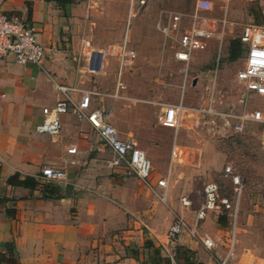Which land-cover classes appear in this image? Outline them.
<instances>
[{
  "label": "crops",
  "instance_id": "1",
  "mask_svg": "<svg viewBox=\"0 0 264 264\" xmlns=\"http://www.w3.org/2000/svg\"><path fill=\"white\" fill-rule=\"evenodd\" d=\"M130 1L74 0L65 15L52 0H0L1 13L36 26L37 38L47 51L42 67L18 64L12 56L0 58V264H211L228 249L231 233H221L219 228H198L201 237L216 242L214 249H206L186 232L167 243L166 232L174 216L192 224L199 204L189 199L190 206L184 207L174 198L170 184L163 203L125 169H110L108 151L94 149L100 142L85 120L64 114L57 141L34 133L42 108L60 98L57 83L90 88L94 80L108 81L80 69L81 42L93 35L106 43L122 39ZM121 106L114 103L109 116L120 137L134 138L143 150L150 139L169 143L166 135L171 129L157 121L154 125L140 116L134 124L121 123L119 115L131 118ZM179 133L183 137L178 132L176 143ZM70 146L76 147L75 154L66 151ZM182 147L185 156L172 163L171 176L177 164L193 153L191 147L189 151ZM152 149L156 155L151 152L150 157L155 158L159 150ZM168 162L169 156L167 167ZM46 165L64 168L66 182L44 183L38 175ZM15 174L20 180L35 177L36 183L8 184L7 179ZM164 174L154 169L150 183L155 185ZM260 200L254 206L264 210V198ZM247 201L255 202L246 194L238 206L244 208ZM216 221L221 224L219 218ZM208 222L207 216L201 224ZM234 250L235 241L232 264L239 258Z\"/></svg>",
  "mask_w": 264,
  "mask_h": 264
},
{
  "label": "built area",
  "instance_id": "2",
  "mask_svg": "<svg viewBox=\"0 0 264 264\" xmlns=\"http://www.w3.org/2000/svg\"><path fill=\"white\" fill-rule=\"evenodd\" d=\"M139 3L144 4L145 0H140ZM227 3L219 16L212 13L214 8L212 0H195L191 11L187 13L162 10L158 14L156 29L162 35L164 44H169L173 49L174 59L184 64L181 87L183 92L187 85L193 86L194 78L188 73L193 51L205 50L209 42L215 41L217 62L220 59L223 45L234 24L228 19ZM129 7L128 15L132 17L133 0L130 1ZM129 28L127 24L125 32H128ZM127 36L126 33L121 42L111 43L105 47L89 38L82 39L80 69L95 78L103 73L106 57L115 56L117 71L114 86L108 91L98 84L90 88H81L75 84L57 83L56 90L60 98L52 106L42 108V120L34 127L35 134L46 135L52 141H57L61 135L62 116L67 113L74 114L78 120L88 122L93 137L99 139L100 143L93 145L94 149L108 151L107 166L110 169H125L149 186L163 203L167 201L171 165L174 161H181L186 153L182 145L176 143V136L182 128L189 134L198 130L215 134L230 129L234 132H243L249 124H257L262 130L261 145L264 148V107L256 106L250 111L237 112L230 106L218 108L216 106L217 90L213 79L206 87L207 102L203 106H187L183 103V98L177 103H158L156 121L172 129L174 138L170 147L167 170L156 180L155 185H152L150 183V174L153 169L151 160L134 138L120 137L118 129L109 120L112 110L106 108L105 104L106 100L130 99L126 95L127 86L123 80V74L126 68L136 60L137 52L128 44ZM236 38L243 47L244 55V67L237 72L236 78L244 91L264 97V22L242 24ZM46 52V48L37 38V28L34 24L9 18L0 12V58L12 56L18 64L32 63L42 67ZM66 151L75 154L77 149L75 146H70ZM221 175L232 184L233 191L236 193L235 200L231 201L227 196H221L218 182L214 180L206 182L203 187V200L195 211L192 224H188L180 215L174 216L166 232L167 243L175 242L181 234L186 232L196 238L206 249H214L216 242L209 236L201 237L198 228L199 223L211 211L218 209L223 210L222 212L226 213L227 218L233 221L231 224L235 226L244 179L229 164L223 168ZM38 177L46 184L57 185L66 182L67 173L64 168L46 165L42 167ZM180 202L184 207L191 204L186 196H181ZM139 221L141 225L147 227L143 221ZM234 241L235 229L231 232L225 254L214 259L211 264H230Z\"/></svg>",
  "mask_w": 264,
  "mask_h": 264
},
{
  "label": "rangeland",
  "instance_id": "3",
  "mask_svg": "<svg viewBox=\"0 0 264 264\" xmlns=\"http://www.w3.org/2000/svg\"><path fill=\"white\" fill-rule=\"evenodd\" d=\"M139 1L133 0L132 17L130 14L126 17L122 36L123 39L127 33L128 44L137 52L136 60L123 74L127 86L126 95L130 99L106 101V108L110 110H113L114 103L120 102L121 107L126 112L129 111L131 118L118 116L121 123L131 121L134 124L141 116L140 119L145 118V121H152L151 123L155 125L158 103L162 102L177 103L183 98V103L187 106H203L207 102L206 87L213 79L217 90L218 108L230 106L237 112L250 111L256 106L264 107V97L244 91L236 78L237 72L244 67V55L242 54L236 61L228 59L229 43L239 34L242 24L264 22V0H228V3L227 0H212L214 7L212 13L216 16L221 15L227 3L228 19L234 24L225 40L218 62L215 41L209 42L205 50L192 52L188 73L199 82L195 86L187 85L184 92L181 88L184 64L174 59L173 49L169 44H164L162 35L156 29V22L162 10L190 12L195 0H145L144 4H140ZM127 24L130 28L125 32ZM92 38L89 39L103 47L122 40L119 38L106 43L97 35H93ZM116 71V57L107 56L103 73L95 79L107 77L110 83L94 80L93 85L98 84L110 91L115 83ZM170 131L169 136L166 135L169 143L150 139L146 143L147 150L144 149L152 161L151 172L155 169L156 174L167 170L166 163L174 137V131L172 129ZM179 132H183V137L181 138L179 133L181 139L177 142L187 147L188 151V147H191L193 153L185 161L178 163L173 170L170 187L174 198L180 199V195L184 194L192 203L200 204L205 183L214 180L220 186L221 196H227L234 201L236 193L232 184L221 175L223 168L227 164L231 165L244 179L240 200L247 194L248 200L255 202L250 204V201H247L244 208L237 207L235 226L231 224L233 221L227 218L224 224L223 222L218 224L216 220L223 217V210L218 209L211 211L208 215V224L204 226L200 222L199 228L212 231L219 228L221 233L227 230L231 233L235 229L234 254H238L239 258L233 264H264V210L261 205H258L259 209L254 206L257 200L264 198V148L261 145V127L249 124L243 132H234L230 129L215 134H208L204 130L189 134L183 128ZM142 139L144 141L145 137ZM152 148L159 150L155 158L150 157L151 152L154 153ZM226 236L224 234L222 237ZM229 241L230 235L226 242Z\"/></svg>",
  "mask_w": 264,
  "mask_h": 264
},
{
  "label": "trees",
  "instance_id": "4",
  "mask_svg": "<svg viewBox=\"0 0 264 264\" xmlns=\"http://www.w3.org/2000/svg\"><path fill=\"white\" fill-rule=\"evenodd\" d=\"M46 1H51V0H46ZM56 3L57 6H59L60 8H62L64 10L65 15H68V5L73 3L74 0H52ZM243 54V47L240 43V41L237 38H234L231 40V42L229 43V50H228V59L230 61H236L237 59H239ZM7 183L8 184H14V185H34L36 183L35 177L32 178H25V180H20L18 178V175H12L7 179ZM50 184L51 183H47ZM49 189L50 186H49ZM223 214V215H222ZM222 218H219V223L223 224L225 223L224 221L227 218V215L225 212H222Z\"/></svg>",
  "mask_w": 264,
  "mask_h": 264
},
{
  "label": "water",
  "instance_id": "5",
  "mask_svg": "<svg viewBox=\"0 0 264 264\" xmlns=\"http://www.w3.org/2000/svg\"><path fill=\"white\" fill-rule=\"evenodd\" d=\"M196 81H197V80H196V79H194V80L192 81V84H193V85H195Z\"/></svg>",
  "mask_w": 264,
  "mask_h": 264
}]
</instances>
